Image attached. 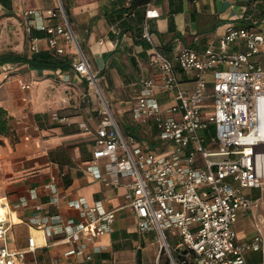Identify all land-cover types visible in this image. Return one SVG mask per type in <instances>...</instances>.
I'll return each instance as SVG.
<instances>
[{"label":"built area","instance_id":"2783aa9c","mask_svg":"<svg viewBox=\"0 0 264 264\" xmlns=\"http://www.w3.org/2000/svg\"><path fill=\"white\" fill-rule=\"evenodd\" d=\"M55 1L54 8L21 11L29 52L47 50L67 57L100 98L103 106L90 170L101 177L99 160L108 157L117 174L131 178L129 205L137 231L153 232L159 246L153 264H255L254 253L262 255L259 264H264V220H256L264 197V31L229 24L217 47L183 46L168 56L155 42L150 24L161 13L153 0L145 2L141 36L151 45L150 65L159 74L134 82L139 89L132 109L142 123H155L164 148L158 152L123 132L105 103L101 72L93 69L62 0ZM137 1L141 0H122L126 7ZM180 72L192 78L191 88L183 85ZM21 85L32 88L22 78ZM158 91L167 93L170 102L161 103ZM88 97L83 94V99ZM54 186L53 181L47 185ZM70 203L81 211L80 221L53 215L38 216L34 223L45 235L59 236L54 245H71L66 255L90 260L101 248L90 253L85 249L114 232L116 211L101 201L89 206L84 198ZM241 213L253 219L256 234L247 240L236 230ZM11 227L8 215L0 217V264H61L58 259L26 260L27 253L38 248L36 239L29 236L27 250L12 249Z\"/></svg>","mask_w":264,"mask_h":264},{"label":"crops","instance_id":"0c3cea01","mask_svg":"<svg viewBox=\"0 0 264 264\" xmlns=\"http://www.w3.org/2000/svg\"><path fill=\"white\" fill-rule=\"evenodd\" d=\"M11 1L13 12L18 15L27 7L48 9L56 5L55 0ZM65 3L92 67L94 64L95 70L101 72V80H105L103 97L123 122V132L134 134L141 143L162 152L155 123H142L132 109L139 89L134 82L159 74L150 65L151 45L141 36L145 6H137L134 15L121 19L117 10L122 7V0H65ZM153 5L161 13L150 21L154 39L168 56L183 46L199 50L207 45L217 47L229 24L252 25L264 31V0H153ZM64 46L67 51L71 49L70 45ZM11 65L12 74L0 83V106L8 112L18 135L16 143L3 137L0 144V203L12 224L9 247L27 250L32 235L38 248L34 253L28 252L26 260L115 264L113 247L117 238L122 233L138 231L129 205L132 189L127 184L131 178L117 174L108 157L99 160L101 177L90 170L103 106L100 98L72 67L42 70L32 69L26 63ZM67 76L69 80L64 79ZM179 76L185 87H192L190 76L183 72ZM21 78L31 82L32 88L24 89ZM85 93L89 94L88 100L83 99ZM158 98L163 104L170 102L169 95L162 91H158ZM96 100L99 104L94 103ZM57 115L67 117L68 121H59ZM52 181L54 189L47 187ZM79 198H84L89 206L101 201L107 209L116 211L115 231L85 249L90 253L95 247L101 248L100 252H93L90 260L84 255H66L72 246L54 245L59 236L45 235L34 223L38 216L53 215L80 221L81 211L70 203ZM238 220L242 223L236 226L237 233L240 227L246 231L243 235L238 233L239 238L247 240L246 234L254 231L250 215L241 213ZM145 234H152L155 239L153 232L141 235ZM255 254L252 256L257 258Z\"/></svg>","mask_w":264,"mask_h":264},{"label":"rangeland","instance_id":"374dc122","mask_svg":"<svg viewBox=\"0 0 264 264\" xmlns=\"http://www.w3.org/2000/svg\"><path fill=\"white\" fill-rule=\"evenodd\" d=\"M62 2L67 10L65 0H62ZM21 21L22 20L20 15H18L16 12H7L6 8H4L0 3V54L11 51L15 53H29V42L26 34L24 33V28L23 25H21ZM12 69V65L11 67H9L8 64L0 65V82H3L5 80L4 77L6 73H8L9 76L12 74ZM93 69H96V66L94 64ZM104 84L105 80H100L99 85L102 89V93L104 90ZM104 99L105 103L109 106L114 116L120 122V118L117 116L116 111H114V109L112 108V104L107 101L106 98ZM98 102L99 101L97 100L94 101V103L96 104H99ZM122 123L123 122H120V125L122 127V130L124 131ZM251 220L253 221L252 217ZM256 220H264V197L262 199V203L260 204ZM256 220H254V222ZM241 223L242 220H238L236 226L238 227ZM115 229L116 225L114 224V231ZM245 232L246 231L242 227L239 228V235H243L245 234ZM127 233L128 234L122 233L120 237L117 238V241L115 243L117 246L113 247V259L115 261V264H132L135 260H137L140 264L154 263L156 255L159 251V246L152 234H145L144 237L136 231ZM255 234V231L248 232L246 234V239L252 238ZM113 236L118 237L119 235L115 236V234H113ZM138 245H141L142 247L140 250L137 249ZM255 255L257 256V258L253 257L254 263L259 264L260 262H262V255L260 253H257Z\"/></svg>","mask_w":264,"mask_h":264},{"label":"trees","instance_id":"16d2710c","mask_svg":"<svg viewBox=\"0 0 264 264\" xmlns=\"http://www.w3.org/2000/svg\"><path fill=\"white\" fill-rule=\"evenodd\" d=\"M147 0H141L135 2L132 6L126 7L123 5L117 11L118 18L125 19L132 14H135L136 8L139 5H145ZM0 3L6 8L9 13H13L12 1L11 0H0ZM252 26V25H248ZM41 36L43 34H40ZM10 63L23 64L26 63L32 69H57L61 68L63 70L70 69L72 64L68 58L63 56H57L50 51L43 50L38 53H33L31 55L26 53H15L7 52L0 54V65ZM18 135L11 124V117L8 115V112L0 106V144L3 143L2 137H9L14 143L18 141ZM117 246L116 244L114 245ZM139 256V255H138ZM140 259V258H139Z\"/></svg>","mask_w":264,"mask_h":264},{"label":"bare ground","instance_id":"6f19581e","mask_svg":"<svg viewBox=\"0 0 264 264\" xmlns=\"http://www.w3.org/2000/svg\"><path fill=\"white\" fill-rule=\"evenodd\" d=\"M7 214L4 213L2 207H1V203H0V217L4 218Z\"/></svg>","mask_w":264,"mask_h":264}]
</instances>
